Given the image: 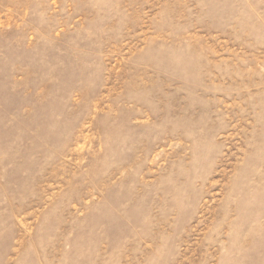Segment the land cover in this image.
Returning a JSON list of instances; mask_svg holds the SVG:
<instances>
[{
	"label": "rangeland",
	"instance_id": "obj_1",
	"mask_svg": "<svg viewBox=\"0 0 264 264\" xmlns=\"http://www.w3.org/2000/svg\"><path fill=\"white\" fill-rule=\"evenodd\" d=\"M0 264H264V0H0Z\"/></svg>",
	"mask_w": 264,
	"mask_h": 264
}]
</instances>
